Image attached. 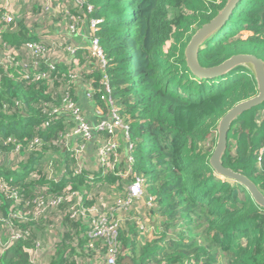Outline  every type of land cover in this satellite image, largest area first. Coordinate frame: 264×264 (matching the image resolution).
Returning <instances> with one entry per match:
<instances>
[{"label": "trees", "instance_id": "16d2710c", "mask_svg": "<svg viewBox=\"0 0 264 264\" xmlns=\"http://www.w3.org/2000/svg\"><path fill=\"white\" fill-rule=\"evenodd\" d=\"M227 1L85 0L75 6L69 0H9L13 21L0 32L1 48L64 43L55 29L68 27L69 16L86 15L92 6L87 17L99 20L94 35L106 66L86 47L77 53L79 80L68 62H56L51 72L41 63L50 77L40 80L25 77L21 65H0V156L22 157L15 165L0 164V264H86L93 258L106 264L110 237H90L100 215L118 221V264L126 258L135 264H264V209L209 163L217 124L257 95L256 81L242 66L200 79L185 61L192 36ZM6 14L1 1L0 29ZM238 54L264 61V0H242L204 43L199 62L216 67ZM104 76L128 131L95 136L98 147L108 140L120 143L119 161L115 169L108 159L91 170L86 150L77 152L88 143L73 137L74 121L61 108L67 97L77 102V83L89 78L99 89ZM94 99L110 112L98 95ZM55 110L60 113L54 117ZM223 164L264 194V103L232 124ZM137 180L141 198L127 207ZM52 199L57 204L38 213L40 203Z\"/></svg>", "mask_w": 264, "mask_h": 264}, {"label": "built area", "instance_id": "2783aa9c", "mask_svg": "<svg viewBox=\"0 0 264 264\" xmlns=\"http://www.w3.org/2000/svg\"><path fill=\"white\" fill-rule=\"evenodd\" d=\"M1 1L5 3V6L7 7V14L3 19L4 24L2 25L0 32L5 30L8 25L12 23L13 16L11 12L14 10L9 0H0V2ZM69 3H72L73 5L77 6L78 4H84L85 0H69ZM45 9L51 10L48 4L45 5ZM92 10V6H88L86 16ZM69 18L70 21L67 27L68 33L71 35V37L75 38L79 35V27L81 26L79 24V21H81V18L77 17V15L73 17L69 16ZM98 22L99 20L88 21L89 43L87 45V52L91 56V58L97 60V62H99L101 66L105 67L106 58L104 50L99 43V39L94 35L97 29ZM68 43L69 42L67 41L60 44L56 42H52V44H45L41 42H28L20 48H13L9 47L8 45H3L2 48L0 47V65L5 66L8 63H15L16 65H21L25 72V77L33 76V78H35L36 80H40L50 77V72L56 69V62H68L69 64H74V66H76L75 69H73L72 78L79 80L81 78L82 72L77 59V53L81 47L74 45L66 46ZM62 49H64L63 52H65V56L68 57L67 59L63 56V53L60 51ZM22 55L26 57H21ZM41 63H44L46 67L50 69L49 73L40 69ZM31 71H33V73ZM35 71L37 72L35 73ZM88 86L89 87L87 89V98L91 101H95L94 96L98 95L101 101H105L107 104L110 105V115L107 119L101 120L96 125L92 126L88 122L79 104L70 97H67L61 109L69 112L74 121L75 126L72 132L73 137H81L85 139L87 143H89L94 140L97 134L112 135L119 130L127 134L128 125H126L119 116L117 109L114 107L113 100L109 96V94L111 93V87L107 76H104L101 80L99 89L93 88L90 82L88 83ZM59 113L60 111L55 110L54 117L57 116L56 114ZM128 147H131L130 144H128ZM119 148L120 143L117 140H108L101 143L98 149V158L96 159L97 166L99 165L100 167H105L108 163V159H112L111 167L112 169H115V167L117 166V162L119 161ZM84 150H86V146L82 145L79 146L77 152L81 154ZM78 173H81V169L78 170ZM129 191L130 196L128 201L125 203V206L127 207L131 206L133 198H141V180H137L133 185H131L129 187ZM47 202L40 203L38 213L46 211L48 206H53L57 204V201L53 199L49 200L48 204ZM117 229L118 221L108 220V218L103 217L101 215L97 216L92 221L90 237H110V243L113 245L107 258L106 264H118L116 260V253L114 250ZM19 237L20 235L16 234L15 236H13V239H18Z\"/></svg>", "mask_w": 264, "mask_h": 264}, {"label": "water", "instance_id": "95a60500", "mask_svg": "<svg viewBox=\"0 0 264 264\" xmlns=\"http://www.w3.org/2000/svg\"><path fill=\"white\" fill-rule=\"evenodd\" d=\"M241 1L228 0L215 18L196 31L186 46L185 61L191 73L200 79H214L240 66L247 68L253 75L258 93L256 96L236 104L221 118L216 127L217 142L209 163L217 175L242 185L249 192L254 202L264 209V194L258 186L247 176L227 168L223 164V156L228 148L232 124L242 114L264 103V61L252 54H238L216 67L205 68L199 62V53L204 43L226 25L234 9ZM123 264L135 263L131 258H126Z\"/></svg>", "mask_w": 264, "mask_h": 264}, {"label": "crops", "instance_id": "0c3cea01", "mask_svg": "<svg viewBox=\"0 0 264 264\" xmlns=\"http://www.w3.org/2000/svg\"><path fill=\"white\" fill-rule=\"evenodd\" d=\"M77 17L81 18L79 24L81 25L79 30V35L75 38L71 37L68 33L67 27L64 28L63 24H60L58 28L55 29L54 35L57 33L58 35H64L65 41L70 42L74 46L78 47H86L89 43L88 37V17L82 11H76L75 13ZM60 44V43H59ZM65 57L64 49L60 50ZM68 57H66L67 59ZM90 79L83 80L76 85V92L75 96L79 106L81 107L82 111L84 112L88 122L94 126L99 121L107 119L110 115L109 110L103 108V105L100 104L99 101H91L87 98V89L88 83ZM121 134L122 131H117ZM119 138H121L119 136ZM98 143H96L95 138L93 141L88 143L87 151H85L84 162L87 165L88 169L94 170L97 166V150H98ZM22 157L18 153H10L7 155L0 156V164L7 163L8 165H15L14 163H18ZM87 264H102L100 260H96V258L87 260ZM104 264V263H103Z\"/></svg>", "mask_w": 264, "mask_h": 264}, {"label": "rangeland", "instance_id": "374dc122", "mask_svg": "<svg viewBox=\"0 0 264 264\" xmlns=\"http://www.w3.org/2000/svg\"><path fill=\"white\" fill-rule=\"evenodd\" d=\"M81 27V26H80ZM79 27V28H80ZM39 32L41 33L42 31H40L39 30ZM242 37H243V39H246L247 38V36H248V34L247 33H242ZM232 139H234V137H232ZM87 147H88V145H87ZM87 147H86V151H87ZM96 260H100L101 261V263L103 264L104 263V261L102 260V259H96ZM84 263V262H83ZM87 264V263H86Z\"/></svg>", "mask_w": 264, "mask_h": 264}]
</instances>
